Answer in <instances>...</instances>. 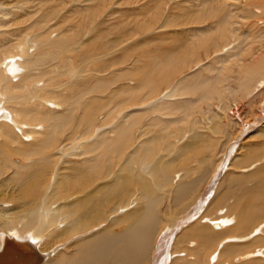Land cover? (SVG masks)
Returning <instances> with one entry per match:
<instances>
[{
    "label": "bare ground",
    "instance_id": "obj_1",
    "mask_svg": "<svg viewBox=\"0 0 264 264\" xmlns=\"http://www.w3.org/2000/svg\"><path fill=\"white\" fill-rule=\"evenodd\" d=\"M30 1L0 0V201L2 204L16 201L15 192L12 195L7 193L11 186L20 187L21 194L31 199L19 211L18 219L12 217V209L4 205L0 207V264H264V165L254 163L251 167L247 177L258 185L247 189L250 191L245 198L247 201L238 198L242 203L235 206L238 215L234 219L222 217L218 221L217 217H211L212 213L209 214L219 186L223 184L218 179L221 180L219 177L223 171L229 173L232 170L236 153L241 148V145L237 147V140L226 149L222 161L208 175L211 177L201 190H198L200 178L188 184L181 180L176 183L168 176L172 166H165L167 163L153 166L145 158L153 155L149 144L153 143L154 138L145 136L147 133L154 134L148 130L152 125L161 121L166 129H170L172 125L187 120V107H192L196 100H207L213 95L225 100L228 95L223 93L224 90H229L233 96L237 95L238 90L242 101L247 100V104L234 106V113L245 111V105L251 107L257 104L255 120L241 125L240 136L236 137L238 141L253 131L250 134L252 138L264 136V125L258 127L260 122L264 123V44H259L257 48L262 47L256 52H250L252 47L250 53L244 56L250 38L264 41V17L248 23V30L243 26L246 31L241 33V25L238 27L235 21L237 11L241 10V0H225L219 5V10L215 6L216 11L210 7L214 3L212 0H187L189 21L198 24L189 29L190 36L186 34L189 39L182 46L186 49L183 56L188 58L189 53L195 51L196 47L187 51L191 50L187 45L197 44L193 40L204 41L203 47L206 48L218 38L210 61L196 62L194 69L181 74L161 93L158 92L160 84L169 81V77L159 74L155 78L153 73V77L151 75V78L139 83L141 101L138 106L123 107L119 114L111 117L113 122L108 121L111 122L109 125L98 127L97 113L90 108L88 99L85 100L88 97L83 99L79 124L73 115L78 104L77 97L84 98L90 85L83 89L85 92H77L74 81L79 78L77 75L75 77L74 72L75 57L71 52H66L68 56L64 53L71 46L66 47L65 41L75 37V27L71 26L61 35L54 32L62 22H52L45 29V20L53 14H43L34 19L42 5L32 3L30 7L26 6ZM248 1L247 6L254 5L258 11L264 3V0ZM244 6L247 7L246 4ZM240 17L244 19V16ZM69 18L63 17L65 22H69ZM210 18H213V23L204 24ZM213 33H216L215 37ZM222 39L227 42L219 45ZM254 42L257 43L256 40ZM52 49H62L65 57L58 63L55 61L56 64L44 66ZM58 53H52L54 59L61 57ZM44 57L48 58L43 60ZM170 63L174 70L180 66L176 56H172ZM187 63L188 60L183 59V64ZM187 66L183 67L186 69ZM63 68L71 71L72 76L66 82L57 83L55 81L63 76L60 74L64 73L60 72ZM225 69L236 74V90L225 84L224 87L217 86ZM206 71L215 74L209 76ZM146 75L144 77L148 78ZM89 76L85 71L79 77L87 80ZM200 91L202 94L195 101L189 100L187 94ZM224 102L218 109L226 114L230 108ZM61 105H66L68 109ZM177 113L180 116L174 117ZM145 116L151 122L144 124L138 135L135 133L137 138L134 140V127ZM229 119L234 121L232 115H229ZM83 123L87 125V130L92 126V130L83 138H78L76 129ZM70 124H74L76 129L67 132ZM192 129H195L194 126ZM186 138L189 140L192 137L184 135L178 140V147L173 145L177 153L184 154L191 149L189 144L179 145ZM255 156L252 152L251 157ZM152 173L159 179V185L171 184L175 189V196L172 194L177 204L172 206L174 215L187 211L182 216L174 217L172 214L175 220L171 225L166 224L172 216L163 217L160 209L162 197H153L156 194L152 196L150 188H146L147 177ZM196 190L200 191L197 196ZM19 198H22L21 195ZM223 199L224 196L218 198L216 203L221 204ZM166 209L171 211V208ZM224 213L220 211L221 215ZM187 238L194 241L187 244L189 248L185 251L182 247Z\"/></svg>",
    "mask_w": 264,
    "mask_h": 264
},
{
    "label": "rangeland",
    "instance_id": "obj_2",
    "mask_svg": "<svg viewBox=\"0 0 264 264\" xmlns=\"http://www.w3.org/2000/svg\"><path fill=\"white\" fill-rule=\"evenodd\" d=\"M186 1L187 0H51V1L50 0H32L26 5L28 7H30L32 3L42 5V6L40 5L41 10L39 14H37L34 17V19L40 16H43V14H48V13L53 14L52 16L48 17V20H45L44 22L46 24L45 29H47V26H50L54 22L55 23L62 22L64 25L60 24L59 25L60 29L57 28V31L54 32V33L57 32L56 33L57 35H61V33L63 32L65 33L71 26L75 27L74 29L75 37L72 40L70 39L68 41H65L67 44L66 47L71 45L70 48L68 49L69 52L66 50L64 51V53L67 52L69 54L71 52V54H73L75 57L74 65H73L75 68L74 72H75V77L77 75V78H79L76 80V82L74 81V84H76L75 87H77L76 88L77 92L80 94L85 92L83 89L86 87L87 84H90L88 88L86 89L87 94L85 95V97L82 99L80 97H77L78 104L76 106V111L73 113V115H74V118L77 120L78 124L81 122L80 117L82 116L81 108H83L84 106L83 101L87 99H88L87 101H89V106L91 105L90 108H93L95 113H97L96 114L97 116L96 126L99 127L101 125H109L114 120L111 117L113 116L114 118L116 114H119L120 110L124 108H133L135 106H138L139 102L141 101V97H140L141 95H140V92L138 91V86L140 85L139 84L140 81L142 82L144 80L149 79V77L151 78V75L152 77L155 75L154 76L155 78H158L159 74H163L169 77L168 78L169 81L166 82L167 84L166 83L160 84L161 86L159 87L160 89L158 90V92L161 93V91H165L167 87H169L170 84H172L177 78H179L181 74L190 71V68L194 69L196 62L197 63L198 62L208 63L207 60L210 61L211 59L210 54L214 50V44L218 43V41H216L218 40V38L212 41V43H210V45L206 48L203 47V45L205 44L204 41H199V39L193 40L195 43H197L195 44L193 42L195 45L189 44L191 42H188L189 45H187V47L191 48V50L187 49V51H192L196 47L195 51L191 52L194 55L188 52L190 54L188 58L183 56V53L185 54L186 52L184 50L186 49L184 47L182 48V46L189 39V36H190L189 33H191L188 31L189 29H191V27H194L196 26V24H198V23H195V22L192 23L189 21V18H188L189 12L187 10L188 1L187 3ZM224 1L225 0H215V1L212 0V2L214 3H212L210 7L214 9L215 6H217L216 10H219L218 8L219 5L221 6L222 3H224ZM246 1L248 2V4L250 3V1L248 0L240 1L241 10H238L237 15L235 16V21L238 22L237 26L240 27L241 25L240 27L242 28L240 30L241 33L246 31L245 29L243 30V26H245L244 28L248 30L249 29L248 23H250L251 21L262 19L264 17V3L261 5L258 11V8H255L254 5L250 4V6L248 7ZM244 4H246L247 7H245ZM216 10L214 9V11ZM248 10H251V12ZM257 11H258V14H256ZM250 14L254 17H252ZM240 15L244 16L245 20L242 19ZM246 15L248 16L246 17ZM64 16L70 17L68 20L69 22H65V20L63 19ZM236 17H239V18L236 19ZM248 20L249 22H246ZM205 21L206 22H204V24L211 25L213 23V18L206 19ZM186 34L189 36H187ZM215 35L216 33L212 34V36L214 37ZM66 37H64V39ZM59 38L57 37L56 39H59ZM255 40L256 42L258 40L259 41L255 44L254 42ZM220 41H219V45L221 43L227 42L225 41V39L221 42ZM251 44L253 45L250 46ZM259 44L263 45L264 41L260 39L250 38L249 41H247L246 43L247 51L246 50L244 51V56L246 53L249 54L250 52H256L257 51L256 49H260L262 47L261 45L259 46V48H257ZM34 47L37 48L36 46ZM178 49H179V53H178ZM249 49H252V51H250ZM53 51L54 50L52 49L50 52H48L47 56L49 58L44 57L43 60H46L45 58H48L47 60L49 61V63L48 61H46L44 66L56 64L55 61L58 63L59 61H61V58L68 56L67 53H66L67 55L65 54L64 56L62 49L59 51L58 50L54 52ZM57 52H59L58 55L61 54L59 55L61 57L60 58L57 57L54 59L53 58L54 54L52 53L56 54ZM174 55L178 57L180 60V66H177L175 70L173 67H171V63H170L172 56L175 57ZM179 55H181V57H179ZM206 57L208 58L206 59ZM183 59L188 60V63H187L188 66L186 69L184 67L187 64L186 65L183 64ZM39 67H42V66H39ZM200 70L204 71L205 73V70H203V68H200ZM85 71H88L90 75L89 78H87V80L80 79L79 77L80 74L84 73ZM234 71H236V69ZM234 71L232 73L231 70L229 72V69L228 71L227 69H225L224 72H222V75H224V77H222L221 75V78H219V80L217 81V86L224 87L225 85H228L229 87H233L234 89L238 88V81L236 83L234 79L236 77V74L234 73ZM60 72H64L65 76H64V73H60V74H63V76L61 75L58 78V80L55 81L57 83L66 82V80H68V78L72 76L71 71H68V69L66 68H63ZM169 72H172L173 74L171 73V75L168 76ZM207 72L208 71H206V74H208L209 76L212 74H215V72L214 73L212 72L211 74ZM148 73H149V76H148ZM145 75L148 78L144 77ZM46 79H48V77H46ZM46 79L44 78V80ZM96 82H100V83H96ZM226 82L228 84H226ZM92 86H94L98 90ZM221 87H219V89ZM129 90L131 91L129 92ZM224 91L225 92L223 93L225 95H228V97L225 100H222V98H220L219 96L216 97L217 95L216 96L213 95L212 97H210V99L207 98V100L200 99L203 101V103L202 101L199 102L200 100L198 101L196 100V98H198V95L202 94V91H200L199 93L187 94V96L190 98L189 99L190 101L196 100V102L192 104V107H187L189 108L187 110L188 112H186V113H189L188 115L186 114L189 117L188 118L186 116L187 120H185L184 122L175 124L174 126L172 125L170 129H166L164 127V124H162L163 122L160 121L158 122V124L156 125L154 124L150 127V129H148L149 132L151 131L154 133L153 135L149 133L145 135L147 137L154 138L153 143L151 142L149 144V147H151L150 153L153 154L152 155L153 157L152 156L145 157L149 160L148 163L151 165L153 164V166H156L158 163L160 164L167 163L165 166L167 165L172 166L171 170L168 172V176L170 175L169 177H172V181L174 182L182 181L183 183L188 184V183H192V181L193 182L198 181L200 178V180L198 181L199 183L198 190L199 189L201 190L203 186H205V183L211 177V176L209 177L208 175L212 174L216 170L217 166L219 165V163L222 161L224 157L223 154L225 153L226 149L228 147H232L234 141L237 140L236 145L237 147L241 145V148L236 153L237 158L233 162L232 170H230L229 173L227 171H223L224 174L222 173L221 176L219 177L221 178V180L220 179L218 180L223 182L222 185L220 184L219 189H218V194L220 195L217 194L216 196L214 205H212V207L214 206L212 209V212L210 211L211 209L209 210V214L210 213L213 214V215L210 214L211 217L213 218L217 217L216 220L218 221H220V219L222 220V217L223 218L226 217L227 219L228 218L234 219L235 216L238 215L235 206L240 204V202L242 203V201H245V200L247 201V199L245 198H247L248 193L250 192V191H247V189L250 190L251 187L258 185L256 181L251 180L247 177L251 173V167L254 165V163L255 164L260 163L261 165H264V147H263L264 146V136H262L261 138H256V137L252 138V136L250 137V134L252 135L254 133L253 131V133L251 132L247 134L239 141L236 138L240 136L239 130L243 126V123L246 124L248 122H252L255 120L254 115H256L257 104H254V106H251V107L245 105L246 107L245 111L239 110L238 114L234 113L233 111L234 106L236 107V106H240L241 104H247L246 103L247 100L245 99L246 101L245 100L242 101L243 98L241 99L239 97L240 92L238 90H236L237 95L236 94L234 95L236 96L237 99L233 98L234 96L228 92L229 90H224ZM219 100L221 103L219 102ZM210 101H212V103ZM223 102L225 104L228 103L226 106L230 108V110H228L227 111L228 113L226 112V114H223L218 109V106L222 105ZM239 102L240 104H238ZM62 108H67V106L64 105V107L62 106ZM242 112H244L245 114ZM228 114L230 116L232 115V118L234 119L233 122L230 121ZM241 114H243L244 116H242ZM233 115L236 117H233ZM176 116H180V113H177L176 115H174V117ZM239 119H241V121ZM108 121H111V122H108ZM150 122L151 121L148 120V117L146 118L145 116V118H143L140 122L137 123L138 127L137 125H135L134 134L132 133V137L134 140L137 138L135 133H137L138 135V131L141 130L142 126L144 124L148 125ZM176 122H178V120ZM139 125L141 126L139 127ZM263 125L264 123L262 121V123L260 122L258 127L259 126L263 127ZM82 126L81 127L78 126V128L76 129L74 127V124H72V126L70 124V126H68L67 128V132H71L72 130L76 129L77 137L83 138V135H86L87 132L90 133V131L92 130V126L90 127L89 130L86 129L87 125L85 123H83ZM193 126L195 129H192ZM176 127H177V130H175ZM179 129L180 131H178ZM196 129H199V130H196ZM172 130L176 134L172 133ZM181 132L184 135H187V136L191 135L192 137L189 140H187L186 138L187 141L183 139L179 143V145L189 144L192 146L191 149H189V151L184 154L181 152L177 153L176 149L173 148L174 144L176 147H178V140L181 139L182 136H184ZM200 133H203L205 135H202ZM229 134L231 136H229ZM230 139H233L232 143L230 142ZM154 144H156V147H154ZM190 151L191 152L193 151L192 152L193 154ZM252 152H254L256 155L254 158L251 157ZM151 154H148V156ZM154 159L155 160L157 159V161H155ZM260 164H257V165H260ZM246 170L248 171L249 174L247 173ZM147 179H149L150 181L149 180L146 181L148 182L146 184L147 185L146 188H150L149 190L152 193V196H153V193L156 194V196H153V197H158V196L162 197L160 200L162 207L160 206V209L163 213V217L168 218L172 216L171 221L170 219H168V223L166 224V225H171L173 220H175L174 217H177V215L182 216L181 214H184L187 211L185 212L181 211L179 214L174 215V212H172L174 209L172 210V208H174L177 205L174 202V196H175L174 190L175 189L172 188L171 184H169L168 186L162 185L163 187L159 185V179L157 178L155 173H152L149 177H147ZM229 181L231 182L229 183ZM218 183L219 182H217L216 184ZM151 184H153L155 187ZM146 185H143V186H146ZM12 187L13 186L8 188L9 191H7V193L12 195L15 192L14 196L17 195L16 201L13 200V202L11 201L5 202L4 204H2V202L0 201V207L4 205L5 207L10 208V210L12 209L11 211L12 217L15 218L16 216L18 219L19 214H20L19 211H22L25 208V206H27V204L31 201V199L27 197L26 195L21 194L22 192L20 190V187L18 186H15L14 188ZM196 192H195V196H197L198 192L200 191H198L197 193ZM20 195L22 198L18 199V196ZM222 196H224V199H223L224 201H222L221 204L219 202L216 203V200ZM238 198H240L241 200L243 199V200L241 201ZM22 201H23V204H21ZM26 201H29V202H26ZM17 204L18 205L20 204L19 209L17 208L18 207ZM169 204L171 207L169 206ZM162 208L164 209L171 208V211L168 209L170 212L165 213L168 210L166 209V211H164V209ZM222 210L223 212H225L223 215L220 214V211ZM217 211H218V214L216 213ZM172 214L174 215V217ZM191 241H194V240H191ZM191 241L190 239L188 240L187 238L185 240V244L182 247V249L183 250L188 249L189 245L187 244H189V242Z\"/></svg>",
    "mask_w": 264,
    "mask_h": 264
}]
</instances>
